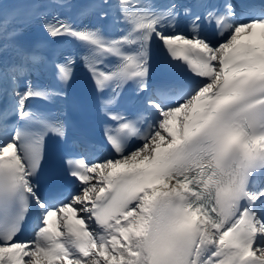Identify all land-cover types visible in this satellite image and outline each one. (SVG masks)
I'll list each match as a JSON object with an SVG mask.
<instances>
[{"label": "snow or ice", "instance_id": "snow-or-ice-1", "mask_svg": "<svg viewBox=\"0 0 264 264\" xmlns=\"http://www.w3.org/2000/svg\"><path fill=\"white\" fill-rule=\"evenodd\" d=\"M78 61L108 155L58 160ZM0 99V264H264V0H0Z\"/></svg>", "mask_w": 264, "mask_h": 264}]
</instances>
